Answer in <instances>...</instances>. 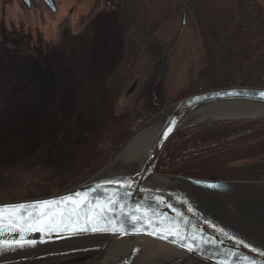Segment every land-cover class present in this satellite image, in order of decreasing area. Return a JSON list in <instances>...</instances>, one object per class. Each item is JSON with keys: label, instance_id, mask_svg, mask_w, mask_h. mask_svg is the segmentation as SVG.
<instances>
[{"label": "rangeland", "instance_id": "rangeland-1", "mask_svg": "<svg viewBox=\"0 0 264 264\" xmlns=\"http://www.w3.org/2000/svg\"><path fill=\"white\" fill-rule=\"evenodd\" d=\"M236 1L218 0V3L221 7L228 3L235 7ZM257 1L264 7V0ZM97 2L61 0L58 12L52 14L40 0H35L31 11L20 0H0L2 188H8L13 182L10 168L23 163L28 168L36 165L53 168L55 176L42 182L41 188L46 193H56L63 188L64 183L59 184L61 179H72L89 163L90 167L96 166L106 158L104 154L89 152L81 167L74 169L69 150L75 153L88 139H96L105 124L118 119L128 106L150 109L152 114L140 125L143 126L161 108L184 97L203 65L205 51L200 28L194 15L184 8L153 29L149 43L142 44L134 68L129 69L131 74L115 85H107L118 66L123 32L133 21V15L120 4L96 8ZM71 8H74L72 15ZM164 8H167L165 1L137 0L140 28L149 30L165 16ZM184 10L187 16L182 26ZM157 50L159 56L155 53ZM137 78L136 90L126 96ZM260 119L263 118L246 120ZM231 121L236 120L208 123ZM129 138L130 135L120 149ZM253 143L257 141L245 145ZM245 145L230 146L214 156L219 158ZM229 168L239 170L230 172ZM213 170L204 177L264 180V155L217 164ZM98 252L97 248L75 256L90 259ZM50 256H38L44 260L33 263L59 264L56 259L53 263L54 257ZM25 259L29 258L5 262L23 264Z\"/></svg>", "mask_w": 264, "mask_h": 264}, {"label": "water", "instance_id": "water-1", "mask_svg": "<svg viewBox=\"0 0 264 264\" xmlns=\"http://www.w3.org/2000/svg\"><path fill=\"white\" fill-rule=\"evenodd\" d=\"M44 2L54 10L52 0ZM23 3L30 6L29 0ZM182 16L185 26V10ZM138 83L139 78L126 96ZM261 92L264 87L231 85L184 97L151 116L81 183L44 196L0 201V263L98 248L94 257L73 261L147 264L160 244L181 253L164 264H264V180L157 170L169 142L183 130L212 121L264 118ZM146 128L145 142L130 146ZM21 204L22 209L8 207ZM121 241L125 246L119 249Z\"/></svg>", "mask_w": 264, "mask_h": 264}, {"label": "trees", "instance_id": "trees-1", "mask_svg": "<svg viewBox=\"0 0 264 264\" xmlns=\"http://www.w3.org/2000/svg\"><path fill=\"white\" fill-rule=\"evenodd\" d=\"M110 5L120 4L132 13L133 21L123 33L122 59L108 78L107 85H115L131 74L140 54L142 44L152 35L158 24L180 9H188L196 18L204 44V63L197 71L184 97L214 87L231 85L264 87V7L257 0H237L220 5L218 0H161L167 8L149 30L141 29L136 10L137 0H107ZM159 1V0H157ZM154 29V30H153ZM255 43V44H254ZM158 51V50H157ZM155 52L160 55V51ZM128 68V70H124ZM150 109L128 106L118 119L108 121L94 139H88L83 147L69 150L70 162L74 169L80 168L85 155L91 152L104 154L105 160L96 166L89 163L85 170L72 179H61L63 188H71L100 170L120 149L122 142L131 135L152 114ZM257 141L256 144L245 145ZM234 145H245L221 157L219 151ZM90 152V153H89ZM74 153V154H73ZM264 155V118L237 120L231 122L205 123L178 133L169 142L163 154L158 171L171 174H187L206 177L213 173L217 164L254 158ZM238 168H229L235 172ZM12 183L8 188L0 185V201L44 196L41 183L55 176L53 168L43 165L26 167L19 163L10 168ZM182 262L175 263L181 264ZM184 264V263H182Z\"/></svg>", "mask_w": 264, "mask_h": 264}, {"label": "bare ground", "instance_id": "bare-ground-1", "mask_svg": "<svg viewBox=\"0 0 264 264\" xmlns=\"http://www.w3.org/2000/svg\"><path fill=\"white\" fill-rule=\"evenodd\" d=\"M149 133V128H146L143 131H140L135 137H133L130 140L129 145L130 146H137L139 144H143L145 140L147 139ZM120 245L117 243V247L120 249V247H124L125 245L122 243ZM123 250V249H122ZM125 250V249H124ZM181 256V253H179L177 250L173 248H167L166 245L156 246L150 253L147 264H164L165 262L176 260L178 257Z\"/></svg>", "mask_w": 264, "mask_h": 264}, {"label": "flooded vegetation", "instance_id": "flooded-vegetation-1", "mask_svg": "<svg viewBox=\"0 0 264 264\" xmlns=\"http://www.w3.org/2000/svg\"><path fill=\"white\" fill-rule=\"evenodd\" d=\"M21 3L23 4V6L26 8L27 11H31L33 9V5H34V2L35 0H29L30 1V6H27L23 3V0H20ZM42 5L44 6L45 10H48L50 13L52 14H56L58 12V6H59V3L60 1L59 0H52L53 1V8L54 10H52L51 8H49L44 0H40ZM97 7L96 8H99L100 6H102L103 4H109L107 0H97ZM6 3V2H5ZM105 6V5H104ZM74 13V8H71L70 9V14L72 15ZM127 30V29H126ZM125 30V31H126ZM124 31V32H125ZM123 32V33H124ZM123 45V36H122V39H121V47ZM122 51V50H121ZM122 56H123V52L121 53V56L118 60V62H120V60L122 59ZM88 251H93V250H86V251H72V252H68V253H62V254H56V255H52L54 258H53V263H55V259L58 261L59 264L61 263H66V262H69V263H73V260L75 258H77L75 255L79 252L83 253V252H88ZM52 256H50L52 258ZM56 257V258H55ZM65 258H67L68 260H66ZM44 259L38 257V258H31V259H25L23 261V264H34L33 262L34 261H43ZM8 262H5V264H7ZM9 263H15L16 262H9ZM36 263V262H35ZM77 264V263H76Z\"/></svg>", "mask_w": 264, "mask_h": 264}, {"label": "snow or ice", "instance_id": "snow-or-ice-1", "mask_svg": "<svg viewBox=\"0 0 264 264\" xmlns=\"http://www.w3.org/2000/svg\"><path fill=\"white\" fill-rule=\"evenodd\" d=\"M260 96L261 97H264V92H261L260 93ZM169 131H171V128L169 129ZM36 204H42V205H48V204H50L51 202L50 201H37V202H35ZM8 207H11V208H24L25 207V205H10V206H8ZM18 226V225H17ZM94 231H95V229H93Z\"/></svg>", "mask_w": 264, "mask_h": 264}]
</instances>
